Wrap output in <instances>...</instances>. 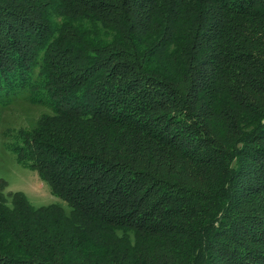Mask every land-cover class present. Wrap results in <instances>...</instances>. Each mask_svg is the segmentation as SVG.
<instances>
[{
  "label": "trees",
  "instance_id": "trees-1",
  "mask_svg": "<svg viewBox=\"0 0 264 264\" xmlns=\"http://www.w3.org/2000/svg\"><path fill=\"white\" fill-rule=\"evenodd\" d=\"M19 100L0 264H264V0H0Z\"/></svg>",
  "mask_w": 264,
  "mask_h": 264
},
{
  "label": "rangeland",
  "instance_id": "rangeland-1",
  "mask_svg": "<svg viewBox=\"0 0 264 264\" xmlns=\"http://www.w3.org/2000/svg\"><path fill=\"white\" fill-rule=\"evenodd\" d=\"M44 113L46 112L40 105L28 104L24 100L15 101L5 110L0 109V178L4 182L0 189L4 194L22 191L35 206L47 205L55 202L57 198L51 194L48 185L40 180L35 170L16 161L13 152L5 145L9 137L4 131L7 128H34Z\"/></svg>",
  "mask_w": 264,
  "mask_h": 264
}]
</instances>
